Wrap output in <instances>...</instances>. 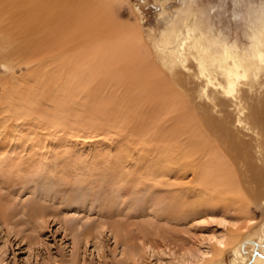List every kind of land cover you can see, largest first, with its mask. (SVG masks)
Wrapping results in <instances>:
<instances>
[{"label": "rangeland", "instance_id": "obj_1", "mask_svg": "<svg viewBox=\"0 0 264 264\" xmlns=\"http://www.w3.org/2000/svg\"><path fill=\"white\" fill-rule=\"evenodd\" d=\"M194 1L196 5L206 7L214 25L229 38L245 43L248 11H252L261 0ZM180 3L181 0H168L164 5L166 13H161L163 9L157 0H114L112 6L117 19L130 24L138 21L146 37L148 30H158L163 26L167 13L173 12ZM6 25H0V29ZM18 37L16 43L19 44ZM0 41L6 42L1 38ZM76 46L80 47V44ZM76 46L71 45L65 50L62 48V54L76 51ZM45 49L43 47L40 53L29 57L27 65L20 63L9 72L2 65L5 52L0 46V122L12 127L18 125L16 128L19 130L16 131L27 137L32 130L44 137L42 142L39 140V148L35 145L31 149L30 141L17 147V156L22 154V146L31 154L30 150L41 152L42 144L47 143L43 164L38 165L37 159L27 156L23 164L29 170L12 172L10 169H0V197L5 207L4 214L0 212V264H177L183 259L186 261V257L189 262V255L200 257L203 251L215 247L213 244L218 237L236 227H244L248 219L252 228L258 227L261 234L264 229V200L254 197V189L250 187L243 194L249 202L245 215L240 214L233 205L206 204L203 193L193 182L196 172L187 168V165L199 164L202 158L186 159L179 154L189 143L188 127L176 118L180 114L179 110L172 104L150 106L152 104L149 105L138 90L130 89L131 93H128L123 83L108 80L101 86L92 85L94 90L88 94L85 91L80 92L82 95L75 94L77 104L73 102L76 101L73 97L69 101L72 110L69 109L62 120L56 118L60 122L56 134L59 140L58 147H54L57 137L49 129H41L37 124L47 122L55 110L57 88L55 84L42 85V74L28 79L31 67L44 72H50L55 67L57 51L54 56L53 51ZM153 60L159 68L157 59ZM188 67V70L179 68L174 76L167 77L170 90L186 100L182 102L185 109L209 108V101L199 95V80L193 75L196 72L195 66L189 62ZM19 84L35 86L42 94L37 96L29 114L21 113L17 116L1 98L5 91ZM261 91L264 93V86L261 89L257 86L246 88V101L250 103V97H257ZM126 93L129 94V100L124 105L118 103L106 107L100 104ZM92 103L94 106H91ZM217 106L219 109L221 104ZM222 108L223 113L228 111L229 106ZM145 111H148L147 115ZM240 136L247 140V136ZM9 157V154H3L0 159L7 162ZM248 159L253 160L251 153ZM236 167L238 170H230L232 174L242 171V162ZM160 168L169 169L170 174L166 177L153 174L154 169L157 172ZM5 170H8V175H4L8 173ZM243 186L248 187L246 181ZM114 225L123 226L122 234L125 237L113 236L110 229ZM258 239H252L255 245H251L250 249L247 244L240 247L241 253L248 256L246 263L252 253H264V246L262 248L258 245ZM130 249L136 252L133 258ZM182 255L186 257L181 259ZM220 257L225 264H234L230 249L222 251ZM173 259L176 263L171 262ZM237 264L245 263L239 260Z\"/></svg>", "mask_w": 264, "mask_h": 264}, {"label": "bare ground", "instance_id": "obj_2", "mask_svg": "<svg viewBox=\"0 0 264 264\" xmlns=\"http://www.w3.org/2000/svg\"><path fill=\"white\" fill-rule=\"evenodd\" d=\"M157 1L162 6L161 13H166L164 5L168 0ZM113 2L114 0H0V25L8 24L4 29H0L1 40L6 41L0 43L5 52L3 62H0L7 71L12 72L15 66L20 63L27 65L29 57L40 53L43 47L46 48L45 50L53 51V54H56L55 51H57L56 64L52 71L50 68V72H44L32 67L28 71L30 75L28 79L42 74V76L44 75L42 85L55 84L58 91L55 110L47 122H39L37 126L41 129H49L50 133L57 137L54 145L57 148L59 138L56 134L60 124L58 118L62 120L64 114L69 109L72 110L69 101L75 94L84 91L88 94L92 92V85L101 86L108 80L123 83L127 86L128 93H131L130 89L138 90L141 97L148 104H152H149L150 106L159 107L163 104H170L179 110L180 114L176 118L180 122H184V125L189 129V133L186 132L189 138L185 134L189 139L188 147L182 153L179 151V154L186 159L202 158V161L197 163L198 165H187V168L196 172L193 182L198 185L197 189L203 193L206 204L233 205L238 212H241H239L240 214H247L249 202L244 196L247 193L245 190L251 187L255 192L254 197L257 196L264 200V93L261 91L257 93L259 97H250L252 99L250 103L246 101L245 96L246 88L252 89L257 86L261 89L264 86V0H261L255 8L253 7L252 11L247 10L245 43H240L235 38L231 39L232 37L229 38L221 29L217 28L208 15L206 7L196 5L194 0H181L180 5L173 12L167 13V19L163 26L158 30H148L146 37L138 21L130 24L115 17ZM15 35L16 37H14ZM17 36H19V44L16 43ZM84 39H87L86 42L81 43ZM78 44L80 47L76 46ZM71 45H75L77 50L63 55L65 48ZM62 48H64L63 51H61ZM67 49L70 50V48ZM154 58L157 59L159 68L156 66ZM39 62L41 61L39 60ZM52 62L54 63V61ZM52 62L51 64L54 65ZM189 62L195 66L196 72L194 71L193 75L196 80H199L198 83L201 87L199 95L209 101L208 103L211 104L209 108L204 106L200 110L194 109L195 107L190 110L185 109L182 102H186V100L170 90L167 77L174 76L179 68L188 70ZM34 87L21 86L20 84L11 87L5 91L1 101H6L7 106L17 116L21 113L29 114L33 110L37 96L39 97V93H41V90L38 91ZM128 93L114 96L106 101H102V99L100 104H104L106 107L107 105L116 106L118 103L124 105L129 100ZM74 98L76 101L73 102L77 104V97ZM192 101L194 100L192 99ZM218 104L229 106L228 111L222 113L224 107L221 109L219 106L217 109ZM128 105L130 106V104ZM95 108L93 107V109ZM150 108L152 109V107ZM98 111L101 110L98 109ZM17 126L12 127L0 122V158L3 154L10 155L7 162L0 159V169H10L9 171L12 172L13 170H29V167L23 164V160L27 156L37 159L38 165L43 164L47 153L45 149L47 143H41V152L30 150V154L26 151V147L22 146L25 152L20 147L22 154L17 156V147L30 141L31 149H34L35 145L39 148V140L42 142L44 139L34 130L28 132V137L25 134H19L16 131L19 130L16 128ZM240 135L247 136V140H244ZM169 147L171 146L169 145ZM250 153L253 160L248 159ZM166 155L168 154L166 153ZM240 161L242 162V171L232 174L230 170L237 169L236 165ZM166 162L168 163V161ZM177 163L179 164L178 161ZM154 170L153 174L157 173L164 177L170 174L169 169L160 168L157 169V172ZM6 172L8 170H5ZM8 174L9 172L4 175ZM245 181L248 184L246 188L243 186ZM4 208L0 197V212L2 214H4ZM227 223L229 224V222ZM244 229L247 230L244 231ZM110 230L114 237L123 238L122 225H114ZM259 230L258 227L252 228L248 219L244 227L231 229L227 234L222 231L224 234L219 235L220 237L215 240L216 243L213 244L215 247L212 249L209 247L210 250L203 251L204 253L201 250L200 257L187 253L192 260L188 258L189 262H187V257L185 256V261L183 259L185 257L182 255L181 259L183 260L177 264H225L220 254L226 249L232 251V263L234 264H237L239 260L245 264H264L263 252L252 253L249 256V262L246 263L248 256L239 250L244 244L249 245V249L252 248L251 245H255L252 239L255 237L259 238L258 245L263 248L264 229L260 235ZM210 242L212 243V239ZM135 250L130 249L129 253L132 258L135 256ZM174 256L176 257L175 254ZM173 261L174 259L171 262Z\"/></svg>", "mask_w": 264, "mask_h": 264}]
</instances>
